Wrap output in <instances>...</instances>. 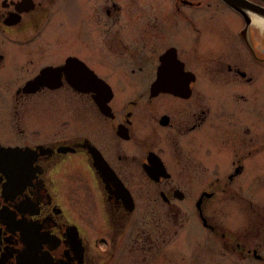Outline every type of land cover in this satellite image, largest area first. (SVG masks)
<instances>
[{
	"label": "flooded vegetation",
	"instance_id": "1",
	"mask_svg": "<svg viewBox=\"0 0 264 264\" xmlns=\"http://www.w3.org/2000/svg\"><path fill=\"white\" fill-rule=\"evenodd\" d=\"M264 0H0V264H264Z\"/></svg>",
	"mask_w": 264,
	"mask_h": 264
},
{
	"label": "rangeland",
	"instance_id": "2",
	"mask_svg": "<svg viewBox=\"0 0 264 264\" xmlns=\"http://www.w3.org/2000/svg\"><path fill=\"white\" fill-rule=\"evenodd\" d=\"M263 197H264V187L261 190V198H263Z\"/></svg>",
	"mask_w": 264,
	"mask_h": 264
}]
</instances>
